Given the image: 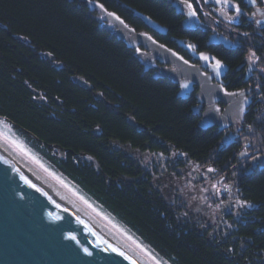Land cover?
Here are the masks:
<instances>
[{
  "label": "trees",
  "instance_id": "obj_1",
  "mask_svg": "<svg viewBox=\"0 0 264 264\" xmlns=\"http://www.w3.org/2000/svg\"><path fill=\"white\" fill-rule=\"evenodd\" d=\"M188 3L195 16L184 0H0V119L164 264H264V172L237 186L258 224L233 231L236 251L248 250L234 262L223 254L232 247L219 252L197 237L187 216H173L138 176L137 149L155 145L129 119L194 160L208 164L229 153L220 152L212 130L198 129L173 81L146 70L124 31L196 66L219 60L264 73V0ZM40 98L43 104L34 101Z\"/></svg>",
  "mask_w": 264,
  "mask_h": 264
},
{
  "label": "flooded vegetation",
  "instance_id": "obj_2",
  "mask_svg": "<svg viewBox=\"0 0 264 264\" xmlns=\"http://www.w3.org/2000/svg\"><path fill=\"white\" fill-rule=\"evenodd\" d=\"M130 41L135 43L129 42L147 71L177 80L172 84L177 87L180 99L191 102V112L197 106L196 95L201 85L198 81L202 78H209L228 93L236 94V100L231 104L206 105L198 115L193 114L198 129L203 131L206 130L200 123L204 118L208 124L221 119L210 130L220 138V152L229 153L224 160L217 159L208 164L194 160L167 142H157L153 131L149 132L138 123L137 133L146 132L155 146L138 148L136 159L140 180L148 185L151 195L156 194L165 203L173 216H187L197 237L205 238L213 249L220 252L222 248L232 247L223 253L231 262L239 253L241 258L245 257L248 252L245 247L241 245L239 250L235 249L233 231L238 226L256 225L258 221H254L255 210L250 202L244 201L237 186L246 178L254 179L264 172V91H261L264 73L254 66L230 69L203 64L194 66L198 68V74L187 82L181 79V72L174 66L160 65L157 52H145L136 38ZM201 60L206 63L205 59ZM209 168L213 171L208 172ZM225 185L231 190L225 191Z\"/></svg>",
  "mask_w": 264,
  "mask_h": 264
},
{
  "label": "water",
  "instance_id": "obj_3",
  "mask_svg": "<svg viewBox=\"0 0 264 264\" xmlns=\"http://www.w3.org/2000/svg\"><path fill=\"white\" fill-rule=\"evenodd\" d=\"M135 38L146 52L158 53L160 65L174 66L180 71L183 81L195 79L198 68L186 63L179 54L147 35H137ZM17 40L23 39L17 37ZM215 40V37L211 39L212 42ZM44 56L51 61L55 59L51 54ZM56 67L61 68L59 65ZM155 78L165 79V76L156 75ZM73 81L81 88L93 89L81 77H75ZM198 82L201 85L193 114L198 115L206 105L235 102V95L213 84L209 78H202ZM34 101L39 104L44 102L41 98ZM220 122L221 119L217 118L214 123L208 124L204 118L200 126L209 130ZM129 124L136 127L132 119H129ZM94 134L100 135L99 132ZM0 264L143 263L58 183L0 140Z\"/></svg>",
  "mask_w": 264,
  "mask_h": 264
},
{
  "label": "rangeland",
  "instance_id": "obj_4",
  "mask_svg": "<svg viewBox=\"0 0 264 264\" xmlns=\"http://www.w3.org/2000/svg\"><path fill=\"white\" fill-rule=\"evenodd\" d=\"M223 14L224 17H228V13L224 10ZM124 35L131 44H135L130 40H134L135 36L137 37V34L131 33L130 31H124ZM213 37L217 39L216 36ZM0 140L11 146L13 149L37 165L48 177H50L64 190H66L93 219H95L118 240L127 245L132 252L136 253L148 264H164L140 240L131 235L127 229L115 221L111 215L109 216L98 206L90 202L74 185L68 182L61 174L51 169L49 164L44 161L43 158L28 145L27 141L18 134V131L8 122L2 119H0Z\"/></svg>",
  "mask_w": 264,
  "mask_h": 264
},
{
  "label": "snow or ice",
  "instance_id": "obj_5",
  "mask_svg": "<svg viewBox=\"0 0 264 264\" xmlns=\"http://www.w3.org/2000/svg\"><path fill=\"white\" fill-rule=\"evenodd\" d=\"M184 2H185L186 6H187L188 9H189V13H190V15L195 16V15H196V12H195V10L192 8V5H191L190 3H188V0H184ZM217 2H220V0H217ZM224 2L227 3L228 0H224ZM233 7L235 8L236 12L239 14V12H240L239 6H237V5H233ZM253 56H255L254 53H253ZM201 58H202V59H205V60L209 59L207 56H204L203 54H201ZM215 67H216V68L222 67V65H221V61L216 60V62H215ZM231 95H236V94H235V93H231ZM212 171H213V169H211V168L208 169V172H212ZM220 183H222V181H221ZM224 190H225V191H230L231 189H230L227 185H225ZM241 206H245V205L241 204ZM248 206H250V205H248ZM86 251H87V250H86ZM89 254H90V253H89Z\"/></svg>",
  "mask_w": 264,
  "mask_h": 264
},
{
  "label": "bare ground",
  "instance_id": "obj_6",
  "mask_svg": "<svg viewBox=\"0 0 264 264\" xmlns=\"http://www.w3.org/2000/svg\"><path fill=\"white\" fill-rule=\"evenodd\" d=\"M95 220V219H94ZM103 227V226H102ZM114 236V235H113ZM115 237V236H114ZM116 238V237H115ZM117 239V238H116ZM118 240V239H117ZM120 241V240H119ZM121 242V241H120ZM122 243V242H121ZM123 245H125L124 243H122ZM127 248L128 246L125 245ZM129 249V248H128ZM130 250V249H129ZM131 251V250H130ZM132 252V251H131ZM143 264H148L146 261H144L142 258H140L136 253L132 252Z\"/></svg>",
  "mask_w": 264,
  "mask_h": 264
}]
</instances>
